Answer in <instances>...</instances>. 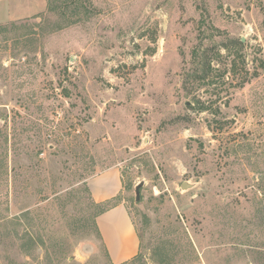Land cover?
<instances>
[{
    "label": "rangeland",
    "instance_id": "374dc122",
    "mask_svg": "<svg viewBox=\"0 0 264 264\" xmlns=\"http://www.w3.org/2000/svg\"><path fill=\"white\" fill-rule=\"evenodd\" d=\"M115 165L120 263L87 187ZM0 264H264V0H47L0 25Z\"/></svg>",
    "mask_w": 264,
    "mask_h": 264
},
{
    "label": "crops",
    "instance_id": "0c3cea01",
    "mask_svg": "<svg viewBox=\"0 0 264 264\" xmlns=\"http://www.w3.org/2000/svg\"><path fill=\"white\" fill-rule=\"evenodd\" d=\"M47 0H0V25L37 17L45 12ZM87 187L94 202L116 199L124 191L119 166H111L88 178ZM96 227L109 258L120 263L132 258L139 239L124 200L96 216Z\"/></svg>",
    "mask_w": 264,
    "mask_h": 264
},
{
    "label": "water",
    "instance_id": "95a60500",
    "mask_svg": "<svg viewBox=\"0 0 264 264\" xmlns=\"http://www.w3.org/2000/svg\"><path fill=\"white\" fill-rule=\"evenodd\" d=\"M143 185V181H140L139 183H137L135 185V188H134V192H135V199L138 200L139 199V195H140V188L141 186ZM192 187V184H190L189 182L187 181H184L181 183V188L182 189H187V188H191Z\"/></svg>",
    "mask_w": 264,
    "mask_h": 264
},
{
    "label": "trees",
    "instance_id": "16d2710c",
    "mask_svg": "<svg viewBox=\"0 0 264 264\" xmlns=\"http://www.w3.org/2000/svg\"><path fill=\"white\" fill-rule=\"evenodd\" d=\"M110 201H107V202H105V203H95V205L96 206H101V205H106L105 207H102L100 210H99V212H98V214H100L102 211H104L105 209H107L110 205H111V203H109Z\"/></svg>",
    "mask_w": 264,
    "mask_h": 264
}]
</instances>
